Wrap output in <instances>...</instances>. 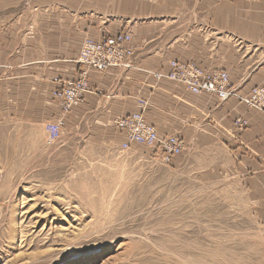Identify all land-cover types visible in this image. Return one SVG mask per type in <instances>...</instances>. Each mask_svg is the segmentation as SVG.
Masks as SVG:
<instances>
[{"label":"rangeland","instance_id":"374dc122","mask_svg":"<svg viewBox=\"0 0 264 264\" xmlns=\"http://www.w3.org/2000/svg\"><path fill=\"white\" fill-rule=\"evenodd\" d=\"M118 6L0 0V28L71 26ZM62 136L0 121V264H264V225L240 179Z\"/></svg>","mask_w":264,"mask_h":264},{"label":"crops","instance_id":"0c3cea01","mask_svg":"<svg viewBox=\"0 0 264 264\" xmlns=\"http://www.w3.org/2000/svg\"><path fill=\"white\" fill-rule=\"evenodd\" d=\"M109 2L118 10L77 14L71 26L0 28V121L45 128L54 123L61 113L52 97L54 80L81 73L84 40L129 32L134 50L129 66L89 72L92 92L66 116L62 137L78 134L119 147L126 136L118 121L142 113L161 135L184 141L174 167L186 158L205 173L240 179L264 225V111L244 102L255 88H264V0ZM175 61L226 71L234 87L231 98L196 95L158 77L168 75ZM239 118L248 122L243 132Z\"/></svg>","mask_w":264,"mask_h":264},{"label":"built area","instance_id":"2783aa9c","mask_svg":"<svg viewBox=\"0 0 264 264\" xmlns=\"http://www.w3.org/2000/svg\"><path fill=\"white\" fill-rule=\"evenodd\" d=\"M131 42L132 36L128 32L100 40L84 41L78 60L81 73L75 79L54 80L52 97L60 108L61 117L47 127L51 141L60 138L64 118L92 92L89 72L96 70L106 73L113 67L129 66V61L134 56V50L130 47ZM158 77L178 82L196 95H214L220 101H228L234 92L226 71L204 70L194 63L172 62L171 72ZM244 102L248 107L264 111V88H255ZM236 125L239 131L243 132L248 127V122L244 118H239ZM117 127L127 138V142L122 145L124 151L133 145L140 146L152 152L167 165H172L174 159L185 150V143L180 137L161 135L156 127L146 121L142 113L120 119Z\"/></svg>","mask_w":264,"mask_h":264},{"label":"bare ground","instance_id":"6f19581e","mask_svg":"<svg viewBox=\"0 0 264 264\" xmlns=\"http://www.w3.org/2000/svg\"><path fill=\"white\" fill-rule=\"evenodd\" d=\"M129 33V32H128ZM131 34V33H130ZM132 36V35H131ZM67 80H71V79H67ZM89 85H90V83H89ZM70 114V113H69ZM60 117H61V113H60ZM66 118V117H65ZM65 118H64V120H63V126H62V130H63V127H64V122H65ZM119 122V121H118ZM50 124H52V123H50ZM118 124V123H117ZM49 125V124H48ZM48 125L46 126V131H47V133H48V130H47V127H48ZM117 129H118V127H117ZM119 130V129H118ZM120 131V130H119ZM49 134V133H48ZM127 142V138H126V141L125 142H122L121 144H120V149L122 150V145L124 144V143H126ZM135 148H143V147H140V146H136V145H133L129 150H132V149H135ZM143 149H145V148H143ZM146 150V149H145ZM124 151V150H123ZM128 151V150H127ZM147 151V150H146ZM184 152H185V150H184ZM184 152L181 154V155H183L184 154ZM181 155H179L178 157H180ZM178 157H176V158H178ZM175 158V159H176ZM175 159H174V161H175ZM174 163V162H173ZM173 165V164H172Z\"/></svg>","mask_w":264,"mask_h":264}]
</instances>
